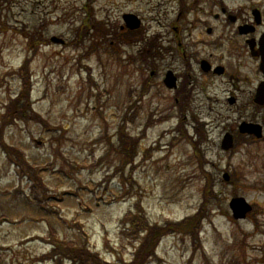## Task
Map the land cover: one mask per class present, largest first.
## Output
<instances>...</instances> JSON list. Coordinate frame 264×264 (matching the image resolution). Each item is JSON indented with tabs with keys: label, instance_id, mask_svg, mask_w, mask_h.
Returning a JSON list of instances; mask_svg holds the SVG:
<instances>
[{
	"label": "rangeland",
	"instance_id": "obj_1",
	"mask_svg": "<svg viewBox=\"0 0 264 264\" xmlns=\"http://www.w3.org/2000/svg\"><path fill=\"white\" fill-rule=\"evenodd\" d=\"M226 2L242 8L264 4ZM170 4L0 0V116L10 95L25 88L24 71L33 73L31 99L45 120L20 119L0 129L7 144L0 147V264H71L59 250H81L85 244L96 255L93 261L129 262L141 240L122 226L137 202L152 222L189 218L191 226L172 225L183 231L165 237L150 264H264V136L238 137L232 150L221 147L224 132L238 129L243 120L264 126V106L257 108L249 96L237 97L240 108L231 104L229 83L218 78L207 82L205 105L197 107L195 97L184 113L172 107L166 88L147 83L142 92L146 62L128 73L134 66H122L125 61L116 57L120 50L122 58L139 59L138 48L149 42L138 39L156 38L171 19ZM127 12L141 16L143 36L123 38ZM53 36L65 43L52 42ZM239 64L249 77L258 69L245 55ZM137 94L142 100L128 104ZM184 118L197 141L203 140L196 134L200 126L207 133L201 148L177 136V122ZM1 148L25 155L26 167L34 166L29 173L37 191ZM225 171L232 182L224 179ZM110 172L118 179L106 181ZM38 180L46 193H40ZM237 196L253 205L246 219L232 216L229 201ZM194 214L205 217L201 226ZM196 229H203L199 238Z\"/></svg>",
	"mask_w": 264,
	"mask_h": 264
},
{
	"label": "flooded vegetation",
	"instance_id": "obj_2",
	"mask_svg": "<svg viewBox=\"0 0 264 264\" xmlns=\"http://www.w3.org/2000/svg\"><path fill=\"white\" fill-rule=\"evenodd\" d=\"M168 1L171 3L169 15L173 14L155 38L151 72L156 85L170 93L175 102L172 107L189 109L197 97L196 106H204L208 99L207 82L218 78H225L229 83L225 87L238 108L241 106L237 97L254 98L263 78L259 56L255 53L264 31V4L242 8L231 7L226 2L227 6L225 0ZM258 9L261 13L257 21ZM242 55L258 63L257 74L249 77L240 69ZM231 58H235V69L228 62ZM167 75L172 86L168 88Z\"/></svg>",
	"mask_w": 264,
	"mask_h": 264
},
{
	"label": "trees",
	"instance_id": "obj_3",
	"mask_svg": "<svg viewBox=\"0 0 264 264\" xmlns=\"http://www.w3.org/2000/svg\"><path fill=\"white\" fill-rule=\"evenodd\" d=\"M136 62L137 61L134 60L132 62V64H127V65H133L135 69H140V66H137ZM23 72L24 71H22L21 78L23 79V83H24V87L25 88L21 92V96H19L17 98H10V100H9L10 103H8L9 105L6 107L8 109V112L9 111L13 112L12 115H20V114H22L25 110H27V108L29 106V101L22 100V97H23V95L25 93L28 94L29 90L31 88V85L28 84V82H31L30 81L31 72L30 73L28 72L27 76H26V74H23ZM147 79H148V75L144 78V81L146 82ZM27 84H28V90H27ZM143 91H145V90L143 89L142 92ZM142 95L143 94H137L138 100L140 98H142ZM138 100L136 99L135 102H133V103H136ZM8 116H9V114L5 115L3 117L2 127L9 121V117ZM31 117L36 119V120H40L41 122L45 123V120L43 118H41L40 115L37 114L36 112H33V115ZM2 127H1V129H2ZM120 137L124 138L123 133H122V135L120 133ZM1 143L5 147H7V144L3 140L2 133L0 132V147H1ZM7 152H8V150H7ZM9 153L13 157L16 156L19 161H21V162L25 161V159L23 157V153H21L19 150L13 148V150L10 151ZM28 168L31 169L30 166H28ZM31 176L33 178L35 177L32 174H31ZM109 178L110 177H107V179H109ZM37 183H38V189H39L40 193L44 194L45 193L44 187H41V184H40L39 180L37 181ZM36 187H37V184L34 182L33 188H36ZM125 191L126 190L124 188V192ZM193 216L196 219V223L199 224V222L201 220V214H196V215H193ZM124 219H125L124 220L125 222L129 221L131 223L130 230L136 236H143V235L140 234L141 229L143 231H145L147 234H144V237L142 238L141 245L138 248L137 252H135L132 261L123 262L122 264H145L149 260L150 257H155V248H156L157 244L159 243V240H160V238L162 237L163 234L167 233L169 230H170V232L171 231L176 232L177 230H182L183 231V227H176V226H172V225L184 224V226H188V225L190 226V223L188 221L189 218L185 219L186 221H181V222H176V223L175 222H171V223H169V224H167L165 226H152L151 223L148 222V220L146 219L145 214H144V210L141 207V204L139 202L137 203V205L135 207V212H128V214L125 216ZM192 228L194 229V227H192ZM197 232H198V229H196V235H197ZM53 249H57L56 244H54V248ZM62 251H64V252H62ZM69 251H67L66 249H60L59 250V252H60V254L62 256H65V257L69 256L70 258H72L75 261H78L80 263H83V262L87 261V262H91L92 264H107L105 261H102V260H94L93 261L92 257H94L96 255L94 253H91V251H89L86 246L81 247V250L72 249V250H69Z\"/></svg>",
	"mask_w": 264,
	"mask_h": 264
},
{
	"label": "water",
	"instance_id": "obj_4",
	"mask_svg": "<svg viewBox=\"0 0 264 264\" xmlns=\"http://www.w3.org/2000/svg\"><path fill=\"white\" fill-rule=\"evenodd\" d=\"M125 18L127 19L131 27H136L139 24V19H137L133 14L125 15ZM52 39L56 42L62 41V39L58 37H53ZM260 43H261V49L259 53L261 55V68L264 71V34L262 36ZM256 100L259 101L260 103H264V82L262 83L261 87L258 90ZM241 131L255 133L258 137L262 135L261 125L255 123L244 122L241 125ZM232 146H233V137L230 133H226L223 139V147L229 148ZM228 177L229 175L226 173L225 178L228 179ZM230 206L234 211V216L237 218L245 217L246 213L252 208V206L246 201L244 197H234L230 202Z\"/></svg>",
	"mask_w": 264,
	"mask_h": 264
}]
</instances>
